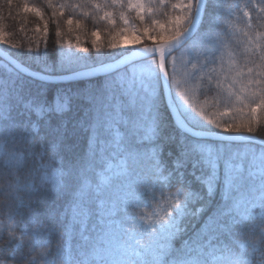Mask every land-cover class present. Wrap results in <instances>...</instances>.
I'll return each mask as SVG.
<instances>
[{
	"label": "snow or ice",
	"instance_id": "obj_1",
	"mask_svg": "<svg viewBox=\"0 0 264 264\" xmlns=\"http://www.w3.org/2000/svg\"><path fill=\"white\" fill-rule=\"evenodd\" d=\"M127 7L141 21L144 10H158L140 0ZM170 9L163 23L153 19L143 32L116 34L130 33L135 44L143 36L151 47L129 49L113 37L110 53L99 52L93 40L95 56L88 48H61L50 61L46 50L29 49L25 60L21 50L0 63V148L12 149L11 159L23 165L46 159L55 165L52 176L60 179L53 190L70 199L46 231L50 236L57 222L64 225L61 237L68 239L59 243L68 264H264V142L258 152L237 143L254 140L244 132L254 131L257 112L264 111V32L253 36L251 23L255 11L257 27H264V0H176ZM24 11L40 15L36 8ZM243 17L245 28L235 27ZM99 18L115 23L108 12ZM120 19L128 24L123 12ZM208 94L225 108L221 118L245 110L247 118L209 117L194 99ZM38 126L46 130L39 140ZM68 138L86 140V149L75 164L57 163ZM217 191L220 202L188 235ZM145 200L159 210L138 211ZM0 255L19 264L13 249Z\"/></svg>",
	"mask_w": 264,
	"mask_h": 264
},
{
	"label": "trees",
	"instance_id": "obj_2",
	"mask_svg": "<svg viewBox=\"0 0 264 264\" xmlns=\"http://www.w3.org/2000/svg\"><path fill=\"white\" fill-rule=\"evenodd\" d=\"M152 8L158 9L152 14H149L146 10L142 12L144 20L141 21L137 18L135 9H129L127 7L128 0H120V3L114 5L112 0H0V36H3V41H0V49L8 54L17 53L22 51L20 56L21 60L27 58L28 50L31 51H47L49 59L54 60L57 58V52L59 49L65 51L80 52L82 48H88L89 53L93 56L97 54V48L101 53H110L112 50L107 47L109 40L115 37L122 44L124 39L133 41V36L126 32L122 35H116L123 28H135L138 32H143L145 27L151 25L153 19L163 23L167 18L164 15L165 12L171 11L170 4L175 3L176 0H165V4L168 7L161 6L159 0H152ZM225 4H232L238 2V0H224ZM260 0H257L259 5ZM78 5V7H71V5ZM93 4H100L102 6L101 11H97L92 7ZM122 5V6H121ZM36 8L39 10L40 15L36 12L28 11L24 9ZM89 13L88 16H84V12ZM105 12L112 14V19L115 23H109L107 19L101 20L99 17L103 16ZM123 12L128 19V24H125L120 19V13ZM175 14V13H173ZM257 12H252L251 23L253 25V36L255 32H264V27H257L256 25ZM239 17L243 16V13H238ZM71 18L72 24L66 23ZM76 21H79L77 26ZM249 22V18L243 17L242 22L236 23L233 21L235 27L245 28V25ZM47 27V31H45ZM97 32L98 35L93 36L92 33ZM59 33V35H57ZM95 40L97 48H94L92 41ZM59 42V43H57ZM16 44L19 48H13L12 45ZM79 44L80 48L76 45ZM153 41L145 39L141 36L140 43H131L126 45L129 49L134 47H140L143 45H152ZM81 55L85 53L81 52ZM238 63L243 65L245 63L243 56L237 57ZM108 62V61H106ZM259 62V61H257ZM0 63H2L0 61ZM27 66V65H26ZM247 66H252L251 64ZM247 68L245 67V71ZM198 107H202L209 117L216 118L222 123H232L234 119L247 118V110L245 114L230 113L228 116L220 117L218 112L225 111L223 105L217 106L214 99V94L197 95L194 97ZM259 99V97H257ZM240 107V105H236ZM197 119H202L198 113ZM258 123L254 126L252 134L259 138L264 139V111L258 110ZM33 121L37 119L32 118ZM206 123V121H205ZM209 127H213L209 125ZM216 131H222L221 129H214ZM243 131V130H242ZM46 130L43 127H39L35 133V139L39 140L40 136H45ZM52 137H48L51 141ZM243 146V144H240ZM255 147L257 152L260 147ZM86 149V140H82L79 144L73 138H68L64 145L58 148V155L56 157L57 163L61 159L65 163L75 164L80 156L83 155ZM0 165V174H7ZM55 166V165H54ZM37 167L36 163L32 160L25 162L23 167L19 169V173L23 176ZM166 175V174H165ZM163 182V177L161 178ZM35 190L29 191L26 195L27 202L19 204L14 212V217L19 219L25 231H29L34 225H48L53 215L57 218L63 212L68 200L70 199V193H64L57 197L55 191L52 190L47 184L41 185L39 183L34 184ZM171 191H175L172 189ZM169 192L165 191V196H168ZM220 202V193L216 192L213 197V204L210 206L198 219L190 222L188 225V235L199 229L203 225V221L211 213L217 203ZM163 204V200H161ZM199 206V205H197ZM155 202L142 201L138 211L142 213H150L152 211H158ZM256 224H261V221H254ZM130 226V225H129ZM64 230V225L57 222L54 230L49 236V239L53 242L59 241L61 238L67 240V236L61 237V233ZM185 237L177 239L174 243L175 246H179Z\"/></svg>",
	"mask_w": 264,
	"mask_h": 264
},
{
	"label": "clouds",
	"instance_id": "obj_3",
	"mask_svg": "<svg viewBox=\"0 0 264 264\" xmlns=\"http://www.w3.org/2000/svg\"><path fill=\"white\" fill-rule=\"evenodd\" d=\"M12 149L0 148V165L9 169L7 174H0V253L13 249L19 257V264H68L63 246L59 241L49 239L48 226L34 225L25 231L18 218L14 217L20 200H25L29 192L26 184H47L52 190L60 179L53 177L51 161H39L35 170L20 175L23 164L11 159ZM48 165V167H45ZM19 181V185H17ZM35 234V238L34 235ZM40 238V242H36ZM0 264H11L0 255Z\"/></svg>",
	"mask_w": 264,
	"mask_h": 264
},
{
	"label": "water",
	"instance_id": "obj_4",
	"mask_svg": "<svg viewBox=\"0 0 264 264\" xmlns=\"http://www.w3.org/2000/svg\"><path fill=\"white\" fill-rule=\"evenodd\" d=\"M143 47H145V46H143ZM143 47H141V48H143ZM148 47H151V46H148ZM137 49H138V48H137ZM5 54H6V53H4L3 51L0 50V59H1L3 62L6 63V60H5ZM118 58H119V57H118ZM118 58H117V59H118ZM109 62H112V61H109ZM245 135H246V134H245ZM248 136L253 137L254 140H253V141H249V142H237V143H248V144L252 143V144H255V145H257V146H261V143H260V142H264V139H263V138L260 139V138L254 136V135H248Z\"/></svg>",
	"mask_w": 264,
	"mask_h": 264
},
{
	"label": "rangeland",
	"instance_id": "obj_5",
	"mask_svg": "<svg viewBox=\"0 0 264 264\" xmlns=\"http://www.w3.org/2000/svg\"><path fill=\"white\" fill-rule=\"evenodd\" d=\"M134 2H135V0H134ZM140 2L145 5V8H147L148 6H152V4H153V1L152 0H140ZM123 43L126 44V45H130L132 43V40L124 39ZM175 55L179 56L180 53L177 52Z\"/></svg>",
	"mask_w": 264,
	"mask_h": 264
}]
</instances>
